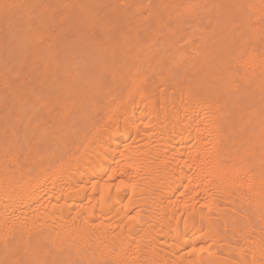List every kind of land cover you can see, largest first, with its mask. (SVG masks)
<instances>
[{
	"label": "bare ground",
	"instance_id": "6f19581e",
	"mask_svg": "<svg viewBox=\"0 0 264 264\" xmlns=\"http://www.w3.org/2000/svg\"><path fill=\"white\" fill-rule=\"evenodd\" d=\"M70 1L46 8L125 29L75 117L34 100L25 60L15 88L0 70V264H264V0ZM142 32L170 54L125 49Z\"/></svg>",
	"mask_w": 264,
	"mask_h": 264
},
{
	"label": "rangeland",
	"instance_id": "374dc122",
	"mask_svg": "<svg viewBox=\"0 0 264 264\" xmlns=\"http://www.w3.org/2000/svg\"><path fill=\"white\" fill-rule=\"evenodd\" d=\"M29 1L31 2V0H28V6H27L26 4L27 2L21 3L23 2L22 0H6L7 3L5 6L6 8H4L5 10H2V7L0 6V70H1V74L2 73L6 74L5 77L9 79L8 80L9 82L7 85L11 89L13 87H11L10 85L14 86L15 85L14 83L16 82H17L16 83L17 85L18 83H20V80L22 81L23 78L25 77H28L25 79L29 81V77L31 74L35 82L34 89L36 87L39 88V89L36 88L37 90L35 89V91L33 89L37 97L34 100L37 99L38 101L40 100L41 102V100L44 98L41 104H45L44 102L46 101L47 102L49 101L50 104H55V106L51 105V107L49 108V111L51 110L50 112H52L50 113V116L53 117L55 115L56 116L55 118H57L62 112V109L64 111V108L62 107L65 106V109L67 110L68 108L66 107L70 105L68 103L70 102L72 105H70L71 106L69 107L70 111L69 109L68 111L70 115L72 114V117H75L76 115H73V112L77 109V106H78L77 105L78 103H75L78 100V97H76L75 95L76 91L77 89L81 90L82 88H84L83 85L89 83L88 82L89 76L91 75L93 76V73H95L96 71V70L94 71L95 62L91 63V61L89 60L90 62L88 63L87 58L90 59V56L93 57L94 50L98 48L99 50L110 48L109 52L111 51L115 52L114 50L116 48H114L113 46L111 48L110 46H108V44H106L107 39L108 38L112 39L113 37L112 40L115 41L117 45L120 44L121 40H119L120 39L119 36H121L120 35L121 32L123 34V30L125 28L122 26H119V27L116 26V28L107 27L108 25L107 26L105 25L107 24L106 22L109 20L107 18L112 17L111 15H109V14H112V12L111 13L109 12L108 14L109 16L104 14L106 10L105 5H104L105 7L104 6L100 7L101 9L99 10L96 8H95L96 11H94L95 9L93 10L94 13H92V16L89 18L90 20V23H88L89 26L86 23L87 21H83L82 19V21H80L81 23L79 22V20L77 21V23L74 22L73 20L72 26L69 25L70 27H68V25L65 26V24H63L64 22H62L61 13L62 11L65 10L63 8H65L66 6H67L66 7L67 9L69 8L68 5H70L71 3L70 0H32L31 3H29ZM46 2H53L52 4H56V2H59L60 5H62V8L59 5V3H57L56 5H58V7L60 6L61 10L59 8H56V9H59L61 13H59L58 11H54L53 9L51 13L50 12L51 8H46ZM104 2L105 4H107L108 1L104 0ZM124 2L125 0L117 1L118 4H116L117 6L116 5L115 6L118 10H114V12H116L117 15L123 13L128 8L127 5L126 6L123 5ZM111 4L113 5V3ZM53 11H54V14H53ZM197 11L200 12L199 9ZM116 14L113 13V16L117 18ZM175 15L179 16L181 14L178 10H176ZM175 15L173 16L176 17ZM138 18H139L138 15H136L135 18L132 20L133 27L126 28V31H131V30L133 31V29L134 31L138 30L136 27L137 26L136 20L138 21ZM178 18L181 19L182 17L179 16ZM94 21L99 22V24L96 25L95 30L93 29L94 32L98 30L95 33V36L93 35L94 33L92 34V31H91V26H92L91 23H93ZM102 29L104 30L105 33L104 32L101 33ZM77 32H80V33H77ZM117 32L119 33L117 34ZM76 33L80 35L78 36ZM85 33L87 35H85L84 37ZM142 33L140 34V36L142 35L140 38L136 37L137 39L136 38L132 39L129 42L126 39L127 43L125 44V49L130 50L133 48L134 51H137L142 48L146 53L149 51L158 52V54L160 53V56H163L165 51L170 54V51L168 50V48L165 46V44L163 43L161 39L157 41V44H158L157 45V44H154V42L151 41L150 38H147L144 32ZM49 35H51L54 38L55 37L56 38L58 37V38L57 39L55 38L56 39L55 41L54 38L49 37ZM31 36H34V37H31ZM39 36L41 37L40 39H39ZM87 36H88V39H87ZM92 36L95 37V39ZM49 39H52V41H50ZM104 40H106V42H103ZM139 40H141L142 45L140 44ZM36 42H38L37 50L35 49ZM15 47H19V51L21 52L19 53V55L16 54L17 56L15 55L16 57L15 59H13L14 56H12L10 52H11V49ZM48 47H51V49ZM35 51L36 53L33 55ZM22 61L25 62L24 66L22 65L23 64ZM12 66L13 68H11ZM22 66L24 67L23 68L24 72L22 70L24 74L21 72V74L23 75H20V76L25 75L23 78L18 77L19 73L17 70L19 69L18 67H22ZM25 72L27 73L29 72V73L27 74ZM18 78H21V79H18ZM0 83H1L0 89L2 90L0 91L4 93L5 90L3 89L7 88L8 86L4 84V87H3L2 83H5L3 82V78L0 81ZM42 83H43V91L39 87ZM16 85L14 86V88L17 87ZM78 87H80L81 89ZM98 98L100 100L101 95ZM96 101L97 99H94L95 103ZM42 106H44L43 108L45 109V106H47V104L41 105V107ZM41 107H39L38 110H40ZM32 109L33 108L29 107L28 110L30 111L28 110L26 111L27 113L30 112L28 113L29 115L27 114L28 116H30V114L34 112V111L31 112ZM52 117H49V118H52ZM74 121L77 123L79 120L75 118ZM51 123L52 122H50V124Z\"/></svg>",
	"mask_w": 264,
	"mask_h": 264
},
{
	"label": "snow or ice",
	"instance_id": "6c2138e0",
	"mask_svg": "<svg viewBox=\"0 0 264 264\" xmlns=\"http://www.w3.org/2000/svg\"><path fill=\"white\" fill-rule=\"evenodd\" d=\"M193 251H196V249H193ZM200 251H203V249H200Z\"/></svg>",
	"mask_w": 264,
	"mask_h": 264
}]
</instances>
